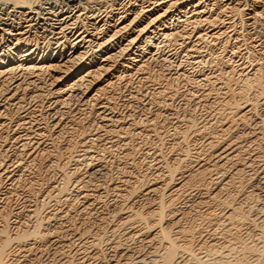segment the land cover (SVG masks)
Wrapping results in <instances>:
<instances>
[{
  "label": "bare ground",
  "instance_id": "bare-ground-1",
  "mask_svg": "<svg viewBox=\"0 0 264 264\" xmlns=\"http://www.w3.org/2000/svg\"><path fill=\"white\" fill-rule=\"evenodd\" d=\"M37 1L39 0H0V2H3V5H5V7L11 5L14 9L11 11V13H15L14 15H10L8 12V15H6L7 20H0V105L4 110L3 115L6 114L7 118L10 121L9 124L15 122L17 128L19 127V129L22 130L19 133L20 136H18L17 138L15 137L16 134L18 135L16 131H14L15 134L10 137L6 132V129H9L8 125L0 123V137H2L6 132V138L15 140L13 145H11L12 147H14L15 153H20V155L25 154L26 152L29 153V158L26 161L24 159H20L16 162L18 163V167L20 168L40 169L39 167H41V164L48 165L51 170H54L56 168L60 169L61 167V170H63V174L60 183L57 187L55 186V188L53 186L52 190L64 193L71 189V180L77 174V169H71V171H67L66 168L68 165H70L71 161H73L77 165L82 161L80 160L82 157L81 155L75 156V158L74 156H69L71 158H67V161L65 163H61L62 153L61 151L58 152V144L60 143V140L63 138L64 134H68V130L75 122H73L74 118L72 119L73 121H69V118H66L63 112L61 116L60 110H58V106L68 105L69 102H72L75 98H77V94L75 93H80L81 95L79 96L78 100L82 103V106H89V104H92L96 112L101 111V113H99V116L101 118L100 127L105 131V133L108 131H110V133L116 132V134L125 132V134L127 133L129 135V133L135 129L132 128V126L135 125L139 127V125L144 124V122H147L148 124L150 122L148 128H151L152 131L156 130L160 124L158 122V117L160 114H163L162 112L164 111L163 109L161 110V108L164 107L165 109L167 104H169L164 103V101L168 102L169 99H174V96L180 93L174 92L175 94H171V96L169 95L171 98H167V88H164L165 90H158V93H154L153 97L150 100L151 105H154L155 107L159 106L155 114L152 115V118L141 120V122H136L132 119V122L129 124L123 122V125H119V121L113 119L112 116L105 113L106 106L104 107L103 104L99 106L101 104V96H103L107 90L113 88V86H115L117 83L116 81H114L115 77H113V79L108 78L109 73L112 72L111 70L114 68V65H116L118 58L123 57L124 55L126 56V54H128V56L132 58L131 56H134L136 54V52L134 51L136 49L134 48L135 45L139 41H141L143 36L151 29H153V33L156 29L163 32L161 35L164 36V40L166 39V41H170L171 43V40H175L177 37L185 34L187 35L191 32L188 31L189 27L187 26H191L193 32L194 30H199L200 27L207 26L206 29H209L213 28V26L215 25L217 26V23L221 21V15H212L213 12H210L211 9L208 10L209 4L203 5V3H199L198 6L193 7V17L187 18L185 20L186 25L184 26V28L182 27L183 29L181 30V32L174 31L175 28L171 29V26H169V23L165 22V20L168 19V16L170 15V12L173 8H176L175 10L178 12L177 15L185 16L188 10H185L186 6L184 5L187 2L185 0H170L166 3L163 2V4L166 5L163 8L158 9L157 11H155L157 9V6H155V8L153 9H149L148 7L147 10L145 7H141L139 11H135L133 13L135 17L133 20H131L130 23L127 22V15L120 16L115 24L110 25L108 28L106 27L107 29L105 30L104 26L109 25L110 19H113L112 17H115L113 15L114 10H111V12L109 13L110 16L108 13L105 14V19H108L105 21V24L102 28H100L98 26L99 24L97 23L99 14L95 16V12L93 11L96 6L102 5L108 6L107 9H111L117 5L116 1L120 0H85L86 2L81 3L80 6H70L68 3H72L74 2V0H72V2H70L71 0H68L67 3L63 4L64 6L60 7L59 9H56L55 7L45 8L46 11H51L48 13L49 15L54 14L53 16L57 18L60 17L59 14L64 12L65 8L67 7L68 9L74 8V10H77V8H79L78 12H82V14L78 16L73 15V17H71L73 20L72 24L68 23L71 20L67 22V19L70 18V16H68L64 20L59 19L61 20V23L63 21L64 22L63 24H60L58 28L59 32L56 33L59 35L55 34L53 37V39L56 40L55 42L57 47L54 50H51L49 48L53 39H49L48 37L50 36L46 37L45 34L41 36L40 34H38V32H33L34 26L37 27L38 24L33 25L34 23L32 22L38 20H29V16H27L28 11H35L34 5L37 3ZM215 2L218 3L219 1L214 0V6L216 5ZM163 4L158 5V7L163 6ZM60 9L61 11L59 12L58 10ZM87 9L90 10L89 13L92 14L90 16L83 17L85 14L84 11H86ZM122 10L124 11V14H126V12L128 11V9L125 10L124 8ZM233 10L242 15V2H238ZM36 15H40V12H38V14ZM247 15H249V26H252L253 29L259 32L260 30H264V24L262 23L264 14L262 11L259 12L257 11V9H255L249 12ZM90 18L91 21L89 22L88 20ZM141 18H143L147 22H144L145 24L142 25L141 28L137 31V35L127 39L126 41L128 42L125 47H115L119 43L118 36L120 37L121 32L126 31L132 24L136 22V20H141ZM26 23H28V25L24 26V24ZM80 25L82 27L90 26L93 32L88 33L87 36L79 35L74 39L75 36L72 33L74 30L78 29ZM110 27L112 28V31L114 30L113 34L107 35L106 31ZM223 27L224 28L222 29L225 31H223L222 33L218 32L215 35H212V39L209 37L210 40L207 39V35L209 33L205 35L201 32V34H199L200 36L198 35V44L192 47V51L201 54L205 51H203L201 48L206 49L208 47L210 48L211 45L215 46V41L217 39L222 38V36L224 35L226 36V38H224L223 41L219 43L221 45V48H219L221 52L217 56V59H215L216 61L214 59H208V61H206L207 59H204L206 56L203 55L202 59H199L200 61L198 60L199 64L209 62L212 64L215 63V65H217V74L212 76L213 78L209 75L203 74L205 77L199 81H203L200 83V85H198V82L195 83V78L189 76L188 80H190L192 87L188 91L189 93L183 95L185 105L192 106L191 102L196 99L193 96H195V93L198 91L196 90V88H199L200 86L207 87L210 91L208 95H213V93L220 90V88H222L223 90L226 89V95L222 100H214L210 102L209 105H206L207 103L202 104L205 105L204 107L206 109H211L212 106L213 108H217V105L219 104L218 111H215L217 113L215 114V116L213 115L214 117H212V121L210 119L211 122L207 121L203 124V126H200V123H198V119L194 114H189L185 118L183 116L182 121L186 124L184 129L175 127L173 129V133H170L166 130L162 132L163 136H167L166 146L171 145L170 147L172 150L171 152L169 151L172 154L170 156H167L169 157V159L166 157L165 161L163 160L164 162L162 165V170L157 173H150L145 171L143 175H135L134 181L125 179L122 186L116 185L113 187L114 190L117 191L118 195L114 203L118 204L120 208L126 205V201H133H130L132 202L131 206H126L125 209L123 208L124 210H127L125 212L127 217L123 218V223L125 225L136 224L135 226L137 227V229L135 230L136 234L134 233L132 236L130 234L129 237L127 236L126 238H124L125 241L119 239L117 240V242H114L111 250L107 254L103 252V254L99 255L97 253L98 259H103V264H133V262L134 264H264V200L261 204V207L256 206V203L252 206L251 204H247L248 207H246V201L244 203V200H238V195L244 187V184L248 183V179L245 180V177L243 178V175L246 173L245 167L249 166L252 163H247V158L245 159V155L247 156L246 152L248 150L244 151V149L240 147L239 143L236 144L231 139V136L235 131V127L239 125L238 123H240V125L242 126L248 125V123L253 120L251 116L256 108L259 105L264 104V53H262L263 51L258 52L253 45L249 46V44L246 48L247 51L244 54H242L243 51L241 52V47L238 48L237 51H234V48L237 44H239V41H236V44H234L232 50H229V48L231 47L229 43L233 36L229 35L230 37H228V27H226L225 25ZM58 29L52 27L50 30V35H53V33H55V30ZM68 30L69 33H67ZM112 31L110 30L109 32ZM85 32L87 33V30ZM229 34L231 33L229 32ZM60 35H63V38H59ZM144 37L146 44L152 45V43H154L153 37ZM40 39L43 40L42 45L44 44L45 46H41ZM202 44H204L205 46H202ZM198 57L201 58L200 56ZM245 60H248L247 62L250 63L249 67H252L251 70L248 69L249 71H247V68H245V65L248 64L245 62ZM135 63V65L129 66V68H137L140 72L144 70V68H146V65H142L143 63L141 64L138 61H135ZM177 78L178 77H172L170 79L174 81ZM217 81L222 87L220 86L219 88H216L215 84H217ZM192 91H194V93H192ZM250 91H254L253 97H249ZM202 95H204V93H202ZM205 97L206 96H204L203 98L202 96L203 99H206ZM27 98H29V100L32 99L34 102L38 101L39 105L41 103V105H43V103L45 105L46 100H48L49 102L52 101V106H54V108L56 109L54 112L55 114H51V117L47 119L44 118L43 113L40 114L39 119H37L31 116L33 115V112L30 108V113H25L24 117L18 116V119H16L17 121H15L14 117L11 115V112L13 110L15 112L17 110H22V105H25V102H27ZM173 99L170 101L171 103ZM28 103L31 104L30 102H27L26 104ZM162 104L163 106H160ZM11 106H14L17 110L14 109V107L13 109H9ZM169 106L170 105H168V108H172L171 106ZM196 107H193V112L198 109V106ZM51 110H53L52 107L50 111ZM1 113L2 112L0 111V115ZM25 117L29 121L25 120L26 122L18 123ZM166 117L167 116H165V118ZM41 120L45 124L42 128L40 127L41 123L35 124L37 122L39 123ZM108 123H112L113 125H110L112 127H110ZM14 128L16 129V127ZM131 128L133 130H131ZM191 131L196 133L198 136H201L203 139L208 134L213 135L209 136V139L203 142L201 151L200 149L191 150L189 148H186V150L184 151L181 147V143H188L190 136L189 132ZM192 134L193 133H191V135ZM95 136L98 137L97 140L90 139V137H85L82 139L81 144L84 143L83 145H85L86 143H89L90 145V143L100 141V139L102 138L100 137L101 134L98 133ZM35 137H40V139L36 138L38 142L34 141L35 144L39 143V140L44 137H47V140L51 138V140L53 141H50L51 144L50 142L47 143V145H51L50 147H47V145H45L44 149L41 147L42 149L39 150L40 147L38 149V147H35V144H32ZM118 137L122 138V136L120 135H118ZM124 138L125 139H123V141L126 142L125 147L129 149V145L131 144V137L128 138L124 136ZM181 138H183V141L180 143L179 140H181ZM255 139V141H250V144L261 145V143L264 142V134L262 133L261 135L259 134L258 136H255ZM3 140H5V138ZM6 140L8 141V139ZM68 143L69 144L67 146V151L71 153V150H75V147L79 142H76V139L71 138L69 139ZM133 151L134 150H132V153ZM204 155L208 156L209 160H203L202 157H205ZM5 160L0 161V166H3L2 162H4ZM94 161L93 158H91L90 163L88 162V164H86L89 169L88 173L89 171H91V175L96 179L97 177L101 178L106 176L107 170L104 168V166L101 165L99 167L95 164ZM238 163L242 164L238 165ZM229 164H234L231 172L229 170L232 167L227 168ZM83 165L84 163L82 164V166ZM253 175L254 179L256 173ZM79 180L80 179H78V181ZM15 181L17 180H14V182ZM41 181H44V179ZM85 181L84 185H88L89 183H91L87 180ZM41 183L43 184L46 182H40L39 178L38 180H34V185L36 184L38 188L41 186ZM72 186H74L73 183ZM97 186L98 185H96V187ZM76 187L77 183L75 184L73 189H76ZM192 189L197 190L198 193L201 194V200L200 202L192 201L193 203L188 208L189 212L187 213L184 208H181L183 203L181 204L180 200L185 197L187 193ZM229 189L233 190H230V193L223 195L224 193L229 191ZM91 192L92 191H89V189L83 191V193L80 190H76V193L79 196L83 194L82 196L84 202L82 200V208L78 210L80 214L87 212L89 208H92L94 206L96 200L93 198L94 196L91 194ZM134 198H140L141 202H138L137 200L134 201ZM257 201H253L252 199L251 202ZM185 204L187 203H184V205ZM205 206H208L209 209H204V212V210L202 211V208ZM123 209H121L122 211L120 213L123 212ZM192 211V214L194 216V223H192L193 225H191V227L186 228L185 225L188 223V215ZM253 212L258 215L256 219L252 218V214H254ZM17 214L19 213L16 212L15 216ZM10 215L11 213L9 214L7 209L0 210V264H8L9 261L11 262L12 252H9V249L13 244H15V242L24 244V242L29 240V238H34L35 240L43 242H49L50 240H52V237L50 236L51 234L49 235L48 233L40 231L44 224L42 223V221H36L37 224L34 225L33 230H19L17 232H14V235H12V232H10L9 229V225L11 224ZM114 215H111V217ZM252 223L255 225L254 227H258V230L260 229V234H257V237L253 235L252 231H250L252 232L251 235L248 230H246V232L242 234V229H244L242 227L250 225ZM115 230L113 231V234ZM134 235L135 237L136 235L141 237L142 235H144L146 239H150V242L156 245L155 250L151 252V256L138 255V257H136V260H134V257L136 255L134 256V254H132V252H130V250L127 248L123 249V247H125L124 245L126 244L125 242L127 240L128 242L129 240L131 241ZM99 244H101V242H99ZM99 244H95V242H93L92 246L98 249Z\"/></svg>",
  "mask_w": 264,
  "mask_h": 264
},
{
  "label": "rangeland",
  "instance_id": "rangeland-1",
  "mask_svg": "<svg viewBox=\"0 0 264 264\" xmlns=\"http://www.w3.org/2000/svg\"><path fill=\"white\" fill-rule=\"evenodd\" d=\"M67 1L68 0H39V1H37L36 4L37 5L39 4L41 6H39V5L37 6L35 4L34 5L35 11H28V13H27V16H29L28 17L29 20H35V19L38 20V21L32 22V23H34L33 25L38 24L37 27L34 26L33 32L36 31L41 36L43 34H45L46 37L50 36L48 38L52 40L54 35L59 32L58 28H59L60 24H63V22H64L63 21L61 23V20H59V19L64 20L65 18L70 16V18H68L69 20L67 19V22L71 20L68 23L72 24L73 20L71 17H73V15L78 16V15L82 14L81 11L78 12L79 8H77V10H74L73 7H72L73 9H68V7H67V8H65L64 12L59 14L60 17H58V18L54 17L53 16L54 14L49 15L48 13L51 11L45 10V8H51V7H55L56 9H59L60 7L64 6L63 4H66ZM167 1H170V0H166V1L165 0H161V1L160 0H143V1L142 0H123V1L120 0V1H116L117 5L111 9H107L108 6L102 5V6H96V8L94 9L93 12H95V16L99 14L97 23L99 24L98 26L100 28H102L105 24V21L108 19V18L105 19L106 18L105 14H107V13L109 14L112 9L114 10V11L113 10L112 11L114 12L113 15L115 17H112L113 19H110L109 25L104 26V28L106 30L110 25L115 24V22L118 20V18L120 16L127 15L128 16L126 18L128 20L127 22L130 23L131 20H133L135 17L133 13L135 11H139L141 9V7H145L147 10L148 7H149V9L150 8L153 9V8H155V6H157V9L155 10V11H157L158 9L163 8L166 5V4H163V2L166 3ZM185 1L187 2L184 5V6H186L185 10H188L187 14L185 16L177 15L178 12L175 10L176 8H173L170 12V15L168 16V19L165 20V22L169 23V26H171L170 27L171 29L175 28L174 31H180L181 32V30L186 25L185 20L187 18L193 17V14H192V11L194 10L193 7L198 6L199 3H203V5L209 4L208 10L211 9L210 12L211 13L213 12L212 15H215V16H217V14L221 15L220 16L221 21H219L217 23V26L215 25L216 27L213 26V28H209L210 30L206 29L207 26H204V27H200V29L197 31L194 30V32H193V30L191 29V26H187V27H189L188 31H191L190 32L191 34L188 33L189 34V35L187 34L188 36L186 34L181 35V36L177 37L175 40L174 39L171 40V43H170V41H166V39L164 40V36L161 35L163 32L156 29L155 30L156 32L154 31V33H155L154 34L153 29H151L150 31H148L149 33L147 32L144 36L153 37L154 43H152V45L146 44L145 40H144L145 37L143 36L141 41H139L135 45L134 48H136V49L134 51L136 52V54L134 56H131L132 58H130L128 56V54H126V56L124 55L123 57H120L117 59L116 65H114V68L111 70L112 72H110L108 75V78L113 79V77H115L114 81H116L117 83L115 86H113V88H110L109 90H107L106 93L103 96H101V99H100L101 104L99 106H101L103 104L104 107L105 106H106V108L109 107L107 109L105 108V113L112 116L113 119L119 121V123H118L119 125H123L124 123H128V124L131 123L132 119L136 122H141V120H146V119L152 118V115L155 114V112L158 110L159 106L155 107L154 105H151L150 100L153 97L154 93L155 94L158 93V90L159 91L165 90L164 88H167L168 89L167 93H166L167 98H171L170 97L171 94L180 93V94L174 96V99L172 98L173 99L172 103L170 102L172 99L171 100L169 99L168 102L164 101V103H169V104H167V106H166L167 108L166 107H165V109H164V107L161 108V110L163 109L164 111L162 112L163 114H160L161 116L159 115V117H158V122L160 124L157 127V129L154 130L155 132L152 131L151 128H148V126L150 125V122H149V124L147 122H144V124L146 123L145 125L140 124L139 127H137L135 125L132 126V128H135V129L133 130L131 128V130H133V131H131L129 133V135L127 133L125 134V132L124 133L122 132L120 134H116V132L110 133V131H108L105 133V131L103 129H101V127H100L101 126V122H100L101 118L99 116V113H101V111L96 112V110L92 106V104H89V106H85V105L82 106V103L78 100L79 96L81 95L80 93H75V94H77V98H75L72 102H69L68 105H65V106L59 105L58 106V110H60L61 116H62V112H63L65 114L66 118L67 117L69 118L68 119L69 121L74 118L73 119L74 121L73 120L72 121L75 122V123L72 122L73 124H72L71 128L68 130L69 135L67 133H65L63 138H62L63 140L62 139L60 140L61 144L60 143L58 144L59 150L58 149L57 150H58V152L61 151V153H62V154L60 153L62 155L61 163L62 162L65 163L67 161V158L69 159L72 156H74V158H75V156L81 155V157H82L80 159L82 161L79 162L77 165H76V163L71 161L70 165H68L66 168L67 171H71V169H73V170L77 169L76 176L71 180V186H70L71 189L69 191L63 193L60 191L58 192L56 190H54V191L52 190L53 186L55 188V186L57 187L60 183V180H61V177L63 174V170H61V167H60V169L56 168L54 170H51L50 167H48V165H46V164H44V165L41 164V167H39L40 169H38V168H31V169L26 168L25 169V168L18 167V163H16V162L20 159H24L26 161L29 158V155H28L29 153L26 152L25 154H21V155H20V153L19 154L15 153L14 147L11 146V145H13L15 140L6 138L7 133L9 134L10 137H12V135L15 134L14 131H16L18 133V135L16 134L15 137L17 138L18 136H20L19 133L22 130L19 129V127L17 128L15 122L9 124L10 121L7 118L6 114L3 115L4 110H3L2 106L0 105V111L2 112L0 115V123L1 124L2 123L7 124L8 128H9V129H6L7 133L5 132V134H3L2 137H0L1 138L0 139V161L7 159L4 162H2L3 166H0V172H1V174H0L1 175V177H0V210L1 209H7L8 213L9 214L11 213L10 217L12 220L10 219L11 224L9 225V229H10V232H12L11 233L12 235H14V232H17L19 230L20 231H27L28 229L33 230L34 225L37 224L36 221H42V223H44V224H43V227L40 229V231L48 233L49 235L51 234L50 236L52 237V240H50L49 242H46V241L43 242V241L35 240L34 238H29V240L24 242V244L15 242V244H13L11 246V248L9 249V252H12L11 253L12 258H11V262L9 261L8 264H103V259H98L97 253L99 255L103 254V252L105 254H107L111 250V247H112L114 242H117V240H119V239L122 241H125L124 238H126L127 236L129 237L130 234H131V236L134 233L136 234L135 230L137 229V227L135 226L136 224L135 225L134 224H132V225L126 224L125 225L123 223L124 222L123 218L127 217V215L125 213L127 210H124V209L126 206L127 207L131 206L133 201L132 200L126 201V203H125L126 205L124 207L120 208L118 206V204L114 203L116 201V199H117L116 197L118 195H117V191H115L113 187L116 185L122 186L123 181H125V179L134 181L135 175L136 176L143 175V173H145V171L150 172V173L160 172V170H162V165H163V162L165 161V158L172 154V153H170L172 151L171 147H170L171 145L166 146L167 145V143H166L167 142V136L166 137H165V135L163 136L162 132H164V130H166V131H169L170 133L171 132L173 133V129L175 127L184 129L186 124H185V122L182 121L183 116L185 118L189 114H194L196 116V118L198 119V123H200V126H203V124L206 123L207 121L211 122L212 117H214L215 114L217 113L215 111H218L219 104L217 105V108L216 107L213 108V106H212L211 109H206L204 107L205 105H202V104L207 103L206 105H209V103L214 101V100H216V101L222 100L223 97L226 95L227 90L226 89L223 90L222 88H220V90H218L214 93L212 92L213 95H208V93H210L209 89L207 87H204V86L201 87L200 86L199 88H196V90H198V91L195 93V96H193L196 99H194V101L191 102L192 106H188V105L186 106L185 105L183 95L189 93L188 91L192 87V84L190 83V80H188V77L191 76V77L195 78L194 79L195 83L198 82V85H200V83L203 81H201V82H199V81L205 77L204 75H209L210 77H212V76L216 75L218 72V71H216L217 65H215V63H213V64L210 62L209 63H203L204 64L203 65V64H199L198 60L202 59V55L206 56L204 58L205 60L207 59L206 61H208V59H214V60L217 59V56L221 52V50L219 49V48H221V45L219 43L221 41H223L224 38H226V36L224 35V36H222V38L217 39L218 41L217 40L215 41L216 42L215 46L211 45L210 48L208 47L206 49L201 48L203 51L204 50L205 51L202 52L201 54H199V53L192 51V49H193L192 47L198 44V38H199L198 35L201 34V32H202V34H205V35L209 33L207 35V39H209V37L211 38L212 35H215L218 32L222 33L223 31H225L222 29V28H224L223 26L225 25L226 27H228V29H227L228 37L233 36V38H231L230 43H229V45L231 46L229 48V50H232V48L234 47V44H236V41L237 42L239 41L238 42L239 44H237L238 46L236 45V47L234 48V51H237V49L241 47L240 48L241 52L243 51L242 54H244L247 51L246 48L249 44V46L253 45L258 52L263 51L262 53H264V37H263L264 36V30H260V32L262 31L260 33L259 31L253 29L252 26H249V23H250L248 21L249 15H247L249 12H251L255 9H257V11H259V12L262 11L264 14V0H218L219 1L218 3L215 2L216 7L214 6V0H189V1L185 0ZM70 2H72V0ZM84 2H86V1L85 0H80V1L74 0V2L68 3V4L70 6H74V5L80 6V4L84 3ZM238 2H242V10H243L242 15L240 13H237V11L233 10V8H235V6ZM0 3H2V4H0V11H1L0 12V15H1L0 20H4V19L7 20L6 15H8V12L10 15L15 14V13H11V11L14 10L11 5H8L5 7V5H3V2H0ZM160 4H163V6L158 7V5H160ZM123 8L125 10L128 9L129 12L127 11L126 14H124L123 13L124 11L122 10ZM36 11L40 12V15H36V14H38V12H36ZM58 11L60 12L61 9ZM89 11L90 10H88V9L86 11H84L85 14L83 17L90 16L92 13L90 14ZM115 13H117V14H115ZM118 13H119V15H118ZM44 16H45V19H48V20H45ZM109 16H110V14H109ZM240 16H241V18H240ZM88 21L90 22L91 18ZM144 22H147V21L144 20L143 18H141V20L138 19L135 22L137 24L134 23L126 31H123L125 34L123 32H121L120 37L118 36V38H119L118 42L119 43L115 47H120V48L123 46L125 47L127 45V42H128L126 40L129 39L130 37L137 35V33H138L137 31L141 28L142 25L145 24ZM94 23H96V22H94ZM262 23L264 24V19H263ZM26 25H28V23L24 24V26H26ZM52 27H54L55 29H58V30H55V33H53V35L52 34L50 35V33H51L50 30ZM81 27L82 26L80 25V27L78 29L73 31L72 34L75 36L74 39L79 35L87 36L88 33L93 32V30H91L92 28L90 26L82 27V28ZM263 29H264V27H263ZM86 30H87V33L85 32ZM108 30L112 31V28L110 27ZM108 30L106 31L107 32L106 34L112 35L114 30L112 32H109ZM204 31H205V33H204ZM229 32L231 34H229ZM67 33H69V30L67 31ZM56 35H59V34H56ZM59 38H63V35H60ZM40 41H41L40 42L41 46H43L44 45V44L42 45L43 40L40 39ZM55 41L56 40H54V39H53V41H51L49 49L54 50L57 47ZM182 43H184V44H182ZM190 46H191V48H190ZM202 46H205V45L202 44ZM132 48H133V46H132ZM139 48H140V50H139ZM208 49H209V51H208ZM137 54H139L140 56ZM209 54H213V55H209ZM198 56H200L201 58H199ZM128 58H129V60H128ZM134 60L140 62L141 64L143 63L142 65H146V68H144V70H142L141 72L138 71L137 68L136 69L129 68V66L136 64ZM130 61L131 62L133 61V62L131 63ZM247 61L248 60H245V62L248 63L245 65L246 66L245 68H247V71H249L252 69V67H249L250 63ZM172 77L173 78L178 77V78L173 81L170 79ZM171 81H173V82H171ZM190 84H191V86H190ZM215 86H216V88H219L221 85L217 81V84H215ZM205 92H206V95H205ZM253 92L254 91L249 92V97H251V96L253 97ZM192 93H194V91H192ZM202 93H204V95H202ZM202 96H203V98H204V96H206L205 97L206 99H203ZM197 97L200 99H198ZM26 101L30 102L31 104L28 103L29 104L28 105V104H26L27 102H25V105L24 104L22 105L23 106V109L21 108L22 110L18 111L14 106H11L9 108V109H13V107H14V109H16L18 111V113H17V111L15 112L14 110L11 112V115L14 117L15 121H17L16 119H18L17 118L18 116L24 117L25 113H30L31 110L33 112V115H31V116L33 118H37V119H39L40 114H43V113H44V118H47V119L51 117V114L52 115L55 114L54 112L56 109L54 108V106H52V101L49 102L48 100H46L45 105L43 103L44 106L41 105L42 103L39 105L38 101L34 102L32 99L29 100V98H27ZM168 105H170L172 108H168ZM160 106H163V104ZM196 106H198V109L193 112V109H194L193 107H196ZM259 106L256 108V110L253 112V114L251 116V118L253 120L251 122H249L248 125H246V126H242V125H240V123H238L239 125H237L235 127V131L233 132V134L231 136V139L234 141V143H236V144L239 143L240 147H242L244 149V151L248 150L246 152L247 156L245 155V159L247 158L246 159L247 163L248 162L252 163V164L249 163L250 165L248 164L251 167L247 166L250 169L245 167L246 173L243 175V178L245 177L244 178L245 180L248 179L247 180L248 183L244 184V187L242 188L241 192L238 195L239 201L244 200V203L246 201V203H245L246 207H248L247 204H251V206H252L253 204L255 205V203L257 204L256 206L261 207V204L263 203V200H264V184H263V182H264V142H262L261 145L256 143L258 146L255 144L254 145L250 144V141H253V140L255 141L257 139V138L255 139V136H258L259 134L261 135L262 133L264 134V104H261ZM51 107L53 108V110L50 111ZM30 108H31V110H30ZM190 111L193 113H191ZM28 116H30V115H28ZM165 116H167V117L165 118ZM26 117L23 118L22 121H20L18 123L29 121L26 119ZM210 119H211V121H210ZM40 123H41L40 127L41 128L44 127L43 125H45V124L43 123L42 120L39 123L37 122L35 124H40ZM113 123H116V122H113ZM108 124H109V126L113 125L112 123H108ZM208 125H210V124H208ZM259 126L261 129L259 128ZM14 127H16V129ZM40 127H38V128H40ZM72 127H73V130H72ZM74 127H76V128H74ZM110 127H112V126H110ZM72 131H74V132H72ZM159 131H161V132H159ZM97 133L101 134L100 137H102V138L100 139V141L90 143V145H89V143H86L85 145H83L84 143L81 144L82 139L85 137H90V139L97 140L98 137L95 136ZM191 133H193V134L191 135ZM189 134H190V136H189L188 143L182 142L183 138H181V140H179L180 143L182 142L181 147L184 151L186 150V148H189L191 150L192 149L193 150L194 149L195 150L200 149V151H201L203 142L205 140L209 139V136L213 135V134H208L203 139L201 136H198L193 131L189 132ZM67 135H68V137H67ZM118 135L122 136V138H119ZM123 135L128 137V138L131 137V144L129 145V147H130L129 149H127L125 147L126 142L123 141V139H125ZM130 135H132V136H130ZM4 138H5V140H3ZM36 138L40 139V137L39 138L35 137V139H33L32 144H35V142H38V140ZM68 138L69 139H71V138L76 139V142L77 141L79 142L76 145L75 150L74 149L71 150V153H69L67 151V148H68L67 146L69 144ZM6 139H8V141ZM47 139H48L47 137L41 138V140H39V143H41V144L37 143L39 145L35 144L36 145L35 147H38V149L40 147L39 150H41L42 148L44 149V147H45V145H47V143H49L50 141H53V140H51V138L49 140H47ZM240 139H242V140H240ZM133 143H135V144H133ZM192 143H194V144H192ZM50 144H51V142H50ZM18 146H19V144H18ZM48 146L49 145H47V147ZM83 146H85V147H83ZM135 147L138 149H136ZM132 150H134L133 153H132ZM175 150H177V149H175ZM166 151H168V152H166ZM179 151H181V150H179ZM19 156H21V157H19ZM69 156H71V157H69ZM83 157H84V159H83ZM87 158H88V160H87ZM89 158L90 159L93 158V161L95 160L94 162L97 166H99V167L101 165L104 166V168L107 170L106 176L101 177V178L97 177V179H96L95 177H93L91 175V171H89V173H88L89 169L86 166V164H88V162L90 163ZM167 158L169 159V157H167ZM202 158H203V160L204 159L209 160L208 156H205ZM83 161H85V162H83ZM94 162H93V164H94ZM83 163H84V165L82 166ZM241 164L242 163H238V165H241ZM233 166H234V164L228 165L227 168L232 167L229 170L230 172L233 169ZM75 167H77V168H75ZM138 168H139V170H138ZM252 169H253V171H252ZM255 173H256V176H255L256 179L255 178L253 179V177H254L253 174H255ZM109 174H111V175H109ZM250 176H252V177H250ZM79 177H81V178H79ZM38 178H39L40 182H46L47 184L41 183V186L38 188V186H36V184L34 185V180L35 179L38 180ZM43 179H44V181H41ZM78 179H80V180L78 181ZM14 180H17V181L14 182ZM85 180H87L91 183H89L88 185H84ZM110 180L112 181V183ZM81 181H83V182H81ZM238 181H240V180H238ZM72 183L74 186L77 183L76 189H73L74 186H72ZM82 185H83V187H82ZM96 185H98V186L96 187ZM103 186H104V188H103ZM98 187H99V189H98ZM88 189H89V191H92L91 194L94 196V197L93 196L92 197L96 200V202L92 208H89L87 210V212H85L86 214L85 213L80 214L78 212V210L82 208V203L84 202V200H83V196H82L83 194H81L79 196L76 193V190H80L83 193V191H86ZM230 190L232 191L233 189H229V191H227L223 195L230 193L231 192ZM189 194H190V196H189ZM256 196H258V197H256ZM246 197H248V198H246ZM256 198H258V199H256ZM252 199H253V201L254 200L255 201L259 200V201L251 202ZM82 200H83V202H82ZM135 200H137L138 202H141L140 198H134V201ZM200 200H201V194L198 193L197 190L192 189V190H190V192L187 193V195L185 197H183L180 200V203L181 204L183 203L181 208H184L188 213L189 212L188 208L193 203L192 201L200 202ZM130 201H132V202H130ZM184 203H187V204L184 205ZM106 204H107V207H106ZM207 207L208 206L203 207L202 211L204 209L205 210L209 209V207L208 208ZM69 209H71V210H69ZM121 209H123L122 213H120L122 211ZM205 210H204V212H205ZM12 212H13V214H12ZM16 212L19 213L16 215L18 217L15 216ZM113 213L116 215H114ZM192 213H193V211L188 215V223L185 225L186 228L191 227V225H193L192 223H194V219H193L194 216ZM253 213L254 214H252V218L256 219V217H258V215L255 214V212H253ZM111 215H114V216L111 217ZM119 217H120V219H119ZM189 221H190V223H189ZM258 221H260V220H258ZM252 224L242 227V228H244V229H242V231H243L242 234L245 233L246 230H248V232L251 235L253 232L254 236H256L257 234H260V232H259L260 229L258 230V227L256 228V227H254L255 225L254 224L252 225ZM121 226H122V228H121ZM246 227H247V229H246ZM114 230H115V232L113 234ZM250 231H252V232H250ZM97 240H99V241H97ZM250 241H251V239H250ZM93 242H95V244H99V242H101V244H99L98 249H96L95 247L92 246ZM125 243L126 244L124 245L125 247H123V249L127 248L130 250V252H132V254H134V256L136 255L134 257V260H136V257H138V255L139 256L140 255L151 256V252H153L155 250V247H156V245L154 243H151L150 239H148V238L146 239V237L144 235H142V237L137 236V235L135 237V235H134V237H132L131 241L129 240V242H128V240H127ZM133 264H134V262H133Z\"/></svg>",
  "mask_w": 264,
  "mask_h": 264
}]
</instances>
